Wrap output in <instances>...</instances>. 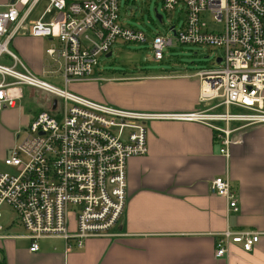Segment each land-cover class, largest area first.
<instances>
[{"label": "built area", "instance_id": "built-area-1", "mask_svg": "<svg viewBox=\"0 0 264 264\" xmlns=\"http://www.w3.org/2000/svg\"><path fill=\"white\" fill-rule=\"evenodd\" d=\"M40 1L45 6L36 20L27 23L25 32L55 42L45 53L59 67L60 87L29 72L8 49ZM118 2L14 0L0 11V111L15 108L25 87L51 96L50 109L38 112L16 131L15 144L1 160L0 217L3 207L11 211L27 234L29 252H35L36 242L44 238L73 240L79 247L89 238L117 236L114 228L126 201V163L145 155L148 122L204 125L223 158L239 141L237 133L264 123V0H161L165 12L181 7L183 20L179 30L167 29L171 36L150 39L155 61H161L163 50L173 43L220 51L212 68L192 74L200 83L198 101L208 104L206 109L181 114L136 112L69 92L70 83L99 79L94 76L98 59L110 55L114 43L146 42L142 32L121 25ZM209 192L224 199L227 210L236 211V194L226 177L213 178ZM258 237L224 230L213 237V257L226 255L230 244L249 252Z\"/></svg>", "mask_w": 264, "mask_h": 264}, {"label": "crops", "instance_id": "crops-1", "mask_svg": "<svg viewBox=\"0 0 264 264\" xmlns=\"http://www.w3.org/2000/svg\"><path fill=\"white\" fill-rule=\"evenodd\" d=\"M6 3L8 0H0V11ZM44 6L45 2L36 15L34 8L31 10L24 28L8 46L29 72L61 86L59 67L45 53L55 47V42L25 32L27 23L36 20ZM133 8L129 9L135 11ZM44 42L47 47H43ZM98 78L70 83L67 90L93 102L136 112L181 114L209 106L199 103L200 83L191 73ZM101 81L111 83L101 86L113 88V97L104 96L98 89ZM80 85H92L95 92L74 91ZM36 94L25 87L20 99L37 103L36 111L23 108L20 101L15 108L0 111V170L1 160L15 144L16 131L27 126L38 112L50 109L51 96L43 95L49 100L44 105L34 101ZM236 138L239 141L223 158L204 125L174 120L148 122L145 155L126 163V201L114 228L117 236L89 238L79 247L73 240L66 243L58 237L44 238L36 242L35 252H29L27 234L19 225L23 233L12 227L14 219L8 208L10 213L1 224V209L0 264H264V123L245 128ZM215 177L227 178L236 194V211L227 210L224 199L210 194L209 183ZM224 230L247 231L259 237L251 251L243 252L230 244L227 254L215 259L213 237Z\"/></svg>", "mask_w": 264, "mask_h": 264}, {"label": "rangeland", "instance_id": "rangeland-1", "mask_svg": "<svg viewBox=\"0 0 264 264\" xmlns=\"http://www.w3.org/2000/svg\"><path fill=\"white\" fill-rule=\"evenodd\" d=\"M161 3V0H119V22L124 27L142 32L146 37V42L138 44L114 43L111 47V55L109 57H100L98 59V64L95 67V72L98 73L96 75L97 77L106 79L117 77L122 74H125V76H133L145 73L155 75L160 72L168 71L193 74L196 71L213 67L214 59L220 55V51L218 49H209L204 46L179 45L173 43L174 45L171 48L163 50V58L161 61H155L152 58V53L149 47L150 39L154 35L162 36L167 34L171 36L172 33H167V29L170 26H174V30H179L183 20V13L179 11L181 7H178L175 11L165 12L162 10ZM43 5L44 2L39 3L33 9V14L36 15L40 12ZM130 6L135 7L136 10L131 11L129 9ZM155 14L160 16V20L155 18ZM208 26L213 27L214 25L210 23ZM47 46V42H44L43 47ZM8 49H10V46H8ZM55 83H58V81ZM53 84L54 83H52V85ZM110 84H105V82L101 81L98 85V89L100 88L102 94L106 97L109 95L110 97H113V88H106L105 90L101 85ZM55 86L60 87L58 84H55ZM75 89H79L84 93L95 92V88H93L92 85H80L74 88V91ZM36 93H38V95L36 94L32 97L34 101H39L44 105H48V96L44 97L46 94L39 91H36ZM19 104H21L23 108L31 111H36L39 107L37 103H28L26 97L23 98ZM2 212H4V219L1 220V224H5V219L8 217L7 213H10V211L3 207ZM12 227L15 228L17 232L23 233L21 228L14 221Z\"/></svg>", "mask_w": 264, "mask_h": 264}, {"label": "water", "instance_id": "water-1", "mask_svg": "<svg viewBox=\"0 0 264 264\" xmlns=\"http://www.w3.org/2000/svg\"><path fill=\"white\" fill-rule=\"evenodd\" d=\"M8 2L10 3V4H12L13 2H14V0H8ZM134 9V8H133ZM135 10V9H134ZM155 18L157 19V20H160V16L159 15H157V14H155ZM109 56V54H107L106 55V57H108ZM217 62H218V60H217ZM54 101H52V105H51V109H53L54 108Z\"/></svg>", "mask_w": 264, "mask_h": 264}]
</instances>
